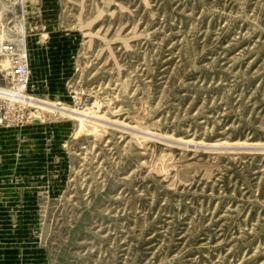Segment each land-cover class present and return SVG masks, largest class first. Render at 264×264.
Listing matches in <instances>:
<instances>
[{"label":"rangeland","instance_id":"rangeland-1","mask_svg":"<svg viewBox=\"0 0 264 264\" xmlns=\"http://www.w3.org/2000/svg\"><path fill=\"white\" fill-rule=\"evenodd\" d=\"M0 90V264H264V0H0Z\"/></svg>","mask_w":264,"mask_h":264},{"label":"built area","instance_id":"built-area-1","mask_svg":"<svg viewBox=\"0 0 264 264\" xmlns=\"http://www.w3.org/2000/svg\"><path fill=\"white\" fill-rule=\"evenodd\" d=\"M11 73L15 80V87L18 89L20 86H23L25 82V78L28 75V68L26 65V60L22 55H13L12 56V66Z\"/></svg>","mask_w":264,"mask_h":264},{"label":"bare ground","instance_id":"bare-ground-1","mask_svg":"<svg viewBox=\"0 0 264 264\" xmlns=\"http://www.w3.org/2000/svg\"><path fill=\"white\" fill-rule=\"evenodd\" d=\"M21 37V36H20ZM0 95H5V96H13V95H15L12 91H6V90H0ZM28 100H30V99H28ZM25 101V100H24ZM31 102V101H30ZM33 102V101H32ZM35 103H36V101H35ZM37 104V103H36ZM43 104V103H42ZM44 106L46 105V104H43ZM50 106V105H49ZM41 107V106H40ZM42 108H44V107H42ZM44 109H46V108H44ZM50 110V109H49ZM61 109H59V111H60ZM62 110H64V109H62ZM53 111H54V108H53ZM56 111V110H55ZM67 111V110H66ZM62 113H65V111L63 112L62 111ZM69 113V112H68ZM88 113V112H87ZM67 114V113H66ZM69 115V114H68ZM75 115V114H74ZM87 118V117H86ZM93 119V118H92ZM84 126H86V125H84ZM167 140V139H166ZM214 145V144H213ZM232 146H234V145H236V146H238V144L237 143H233V144H231ZM240 145V144H239ZM253 145V144H252ZM261 145V144H260ZM222 146V145H221ZM254 146H259L258 144H254ZM234 148V147H233Z\"/></svg>","mask_w":264,"mask_h":264}]
</instances>
